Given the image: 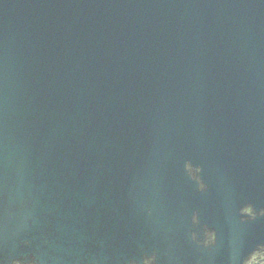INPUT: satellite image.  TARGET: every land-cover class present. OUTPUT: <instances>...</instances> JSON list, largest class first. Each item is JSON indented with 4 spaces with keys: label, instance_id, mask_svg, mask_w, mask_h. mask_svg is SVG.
Wrapping results in <instances>:
<instances>
[{
    "label": "water",
    "instance_id": "1",
    "mask_svg": "<svg viewBox=\"0 0 264 264\" xmlns=\"http://www.w3.org/2000/svg\"><path fill=\"white\" fill-rule=\"evenodd\" d=\"M264 261V0H0V264Z\"/></svg>",
    "mask_w": 264,
    "mask_h": 264
}]
</instances>
